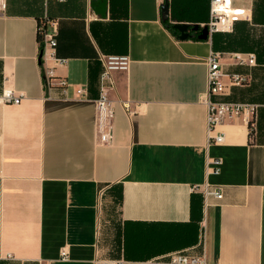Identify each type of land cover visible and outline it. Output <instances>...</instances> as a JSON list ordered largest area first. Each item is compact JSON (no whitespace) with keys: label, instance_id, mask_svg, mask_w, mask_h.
I'll list each match as a JSON object with an SVG mask.
<instances>
[{"label":"crops","instance_id":"crops-1","mask_svg":"<svg viewBox=\"0 0 264 264\" xmlns=\"http://www.w3.org/2000/svg\"><path fill=\"white\" fill-rule=\"evenodd\" d=\"M96 1L7 0L0 12V97H22L0 104V264H172L179 252L264 264V0H232L247 19L207 40L210 0H106L105 15ZM40 23L64 65L40 64ZM177 25L192 37L180 40ZM212 52L228 91L211 100L256 105L253 142L245 116L219 126L222 144L210 140ZM109 56L130 64L107 91L106 145L96 101ZM235 75L247 83L230 85Z\"/></svg>","mask_w":264,"mask_h":264},{"label":"built area","instance_id":"built-area-1","mask_svg":"<svg viewBox=\"0 0 264 264\" xmlns=\"http://www.w3.org/2000/svg\"><path fill=\"white\" fill-rule=\"evenodd\" d=\"M7 8V0H0V12H4ZM247 14L243 9L235 8L232 0H210V20L202 26L208 29L209 36L215 33H230L233 31L236 22L246 20ZM38 37L40 45V64L44 66L48 58L55 59L54 51L57 42L53 34L48 33L45 24L40 23L38 26ZM240 64L254 65L256 57L253 54L245 56L236 55ZM57 65H64L66 60L55 59ZM130 60L128 57L109 56L105 59L104 72L101 76V95L96 101L97 119L96 129L101 144H111L114 134V118L115 109L113 102L109 99L107 91L114 89L113 73L125 72L128 70ZM208 66V96L204 101L208 107V130L210 140L214 144H222L224 135L218 131L220 125L226 120H233L236 117L245 116L250 127V139L253 142L256 133V110L257 106L243 103L230 102H214L211 100L213 96H224L227 94L228 85L224 82V74L221 66V54L212 52L207 60ZM55 78L54 71L48 69L44 73L43 85L44 89L50 94L53 89L52 80ZM247 83V79L242 76L235 75L231 78L230 85L242 86ZM67 83L60 82V87L65 88ZM86 94L85 90H79L78 95L82 98ZM22 101L21 96H16L11 89L5 90L0 97V104H19ZM215 164L220 165V161L216 160ZM206 197L213 196L216 200H222L223 194L220 190L206 191ZM170 262L172 264H200L199 258H190L181 252L171 254Z\"/></svg>","mask_w":264,"mask_h":264},{"label":"water","instance_id":"water-1","mask_svg":"<svg viewBox=\"0 0 264 264\" xmlns=\"http://www.w3.org/2000/svg\"><path fill=\"white\" fill-rule=\"evenodd\" d=\"M98 6L97 8L99 10H97L96 12L100 15H105L106 13V0H98L96 2H93V7L96 9V5ZM167 6H165L166 8ZM175 29L179 32L178 34V38L180 40H187L189 39L191 36V30H190V27L187 26V25H177L175 26ZM209 37V34H208V29L207 28H204L202 30V33L200 35V39H205L207 40Z\"/></svg>","mask_w":264,"mask_h":264},{"label":"trees","instance_id":"trees-1","mask_svg":"<svg viewBox=\"0 0 264 264\" xmlns=\"http://www.w3.org/2000/svg\"><path fill=\"white\" fill-rule=\"evenodd\" d=\"M166 25H167V23H166ZM169 28H170V27H169ZM191 32H192V31H191ZM191 32H190V33H191ZM196 39H199V38L197 37ZM251 134H253V131H252V132H250V136H251Z\"/></svg>","mask_w":264,"mask_h":264}]
</instances>
